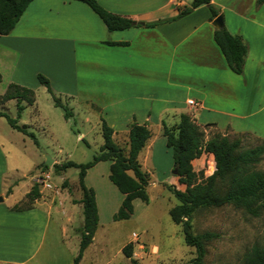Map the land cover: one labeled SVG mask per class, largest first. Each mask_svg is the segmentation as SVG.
<instances>
[{
  "label": "crops",
  "instance_id": "crops-1",
  "mask_svg": "<svg viewBox=\"0 0 264 264\" xmlns=\"http://www.w3.org/2000/svg\"><path fill=\"white\" fill-rule=\"evenodd\" d=\"M97 1L110 12L150 22L176 15L177 7L187 5L191 0ZM211 3L220 10L224 27L230 33L240 35L246 43L241 74L229 69L214 41V18H210L206 5L152 27L109 31L84 2L32 0L14 28L7 34H0V82L25 84L20 74H35L38 70L20 65V59L31 53L33 57L74 58L81 68L79 85L83 92L79 100L98 107L99 117L102 116L114 130L113 138L117 135L127 138L132 121L146 123L148 127L151 121L160 125L165 121L170 126L178 122L180 113L189 114L197 124L203 121L215 126L220 115L230 122L245 117L251 113L248 104L237 103L235 109L233 102L234 98L240 97L242 82L246 84L250 69L253 68L255 73L254 87L263 73L264 2L259 6L256 0H211ZM188 99L195 100L196 105L188 104ZM167 120L175 122L170 124ZM145 146L149 144L146 142ZM0 157V263L28 264L36 250L20 258V219H44L46 234L50 223L58 228L53 219L55 216L61 220L60 231L63 233L68 211L50 206L37 209L36 206L41 204L38 200L29 209L13 210L12 206L28 192L29 184L21 197L13 198L22 182L10 177V165L3 160L1 148ZM100 162H108L109 168L110 161L96 164ZM88 170L84 180L91 186ZM111 184L109 188L115 193L118 189ZM95 196L99 217L96 190ZM9 197L13 199L6 202ZM79 198L76 204L82 208ZM122 198L123 195H119L114 211Z\"/></svg>",
  "mask_w": 264,
  "mask_h": 264
},
{
  "label": "rangeland",
  "instance_id": "rangeland-1",
  "mask_svg": "<svg viewBox=\"0 0 264 264\" xmlns=\"http://www.w3.org/2000/svg\"><path fill=\"white\" fill-rule=\"evenodd\" d=\"M20 65L38 69L35 74H20V79L25 83L22 85L34 90L35 102L25 105L18 119L19 124L26 125L34 133L38 144L30 136L12 128L4 117H0V148L6 158L3 160L9 162L10 177L22 182L13 198L21 197L28 184L29 191L32 184L37 183V175L43 172L49 174L51 188H44L37 183L40 196L35 200L41 204L36 208L44 210L50 206L68 211L67 223L62 226V229L65 228L63 233L60 231L61 220L55 219V216L53 219L58 228L50 223L46 234L44 219H20V258L36 250L28 264H71L78 250V231L83 220L82 208L76 204L81 195L78 186L79 169L69 167L56 171L54 165L68 159L84 163L99 151L103 141L99 113L91 106H96L94 103L79 100L83 92L79 85L81 68L74 62V58L46 55L33 57L31 53L29 57L20 59ZM37 73L49 79L54 94L68 106L72 116L66 118L64 110L54 104L51 94L39 83ZM246 76L247 82H242L240 97L234 98L233 108L237 109V103L248 104L251 113L231 122L220 115L215 122L216 126L198 121L205 138L218 132L226 134L230 139L240 138L242 147L264 142V67L255 87L253 68ZM7 85L5 80L0 82V94ZM0 109L15 117V100L0 104ZM167 122L173 124L175 121ZM148 124L151 131L147 141L149 146H145L138 157L142 169L149 176L146 188L148 202L135 199L130 218L113 220L114 205L121 193L118 190L114 193L109 188L112 184L108 178V162L92 166L88 170V184L97 192L100 214L92 242L84 250L78 264H135L122 252V247L128 242L132 243V257L137 264H188L195 255L194 248L186 245L183 240L181 225L174 223L168 213L169 208L178 201L167 185L184 189V185L179 184L173 174L172 150L166 145L161 125L152 121ZM114 140L126 148L127 138L117 135ZM46 154L50 155L52 163L43 166ZM192 163L198 180L214 170L213 158L208 153H203ZM255 167L264 170V154ZM13 198L9 197L6 202ZM35 200L30 201L24 193L18 204L32 207ZM191 223L195 233L205 230L217 233V237L207 244L205 264H240L243 255L253 244L264 242V211L253 216L243 207L226 204L197 210Z\"/></svg>",
  "mask_w": 264,
  "mask_h": 264
},
{
  "label": "trees",
  "instance_id": "trees-1",
  "mask_svg": "<svg viewBox=\"0 0 264 264\" xmlns=\"http://www.w3.org/2000/svg\"><path fill=\"white\" fill-rule=\"evenodd\" d=\"M31 1L0 0V34H7L14 28ZM78 1L86 3L100 17L109 31L141 26L152 27L161 22L178 19L200 5H206L209 8L211 19L220 14V10L211 3V0H191L189 4L177 7V14L172 17L144 22L110 12L97 0ZM263 2L264 0H256V5L259 6ZM213 39L222 52L229 69L236 74H241L247 52V46L242 37L230 33L223 26L214 29ZM109 43L116 44V42ZM36 76L39 83L51 94L54 104L64 110V116L66 118L72 116L68 106L54 94L49 79L41 73H37ZM11 99L15 100V117L8 115L2 109H0V116L4 117L12 128L30 136L34 143L38 144L34 133L28 130L26 125L18 123L25 105L35 102L34 90L11 82L0 94V104ZM91 106L98 110V107L93 104ZM100 121L103 141L99 151L92 156L91 160L77 163L68 159L54 165L56 171L69 167L79 169L78 186L81 193L79 202L82 204L83 220L78 231L80 236L78 250L71 264H78L81 260L84 250L92 242L99 220L95 190L93 187L87 186L84 180L90 167L99 161H110L108 178L123 195L120 205L112 215L113 220L130 218L133 213L134 199L148 202L146 188L149 176L142 169L138 157L151 137L149 127L146 123L132 121L128 128L127 146L124 148L114 140V130L102 116H100ZM209 124L211 123L206 125ZM161 131L165 137L166 145L172 150L173 170H176L174 176L179 184L184 185V189L167 185L168 190L178 201L169 208L168 213L174 223L181 225L185 244L194 248L195 255L188 264H205L207 244L217 237V233L210 230L195 233L192 229L191 218L197 210L226 204L243 207L247 213L253 216H258L264 211V170L255 167L264 154V142L251 147H242L240 138L230 139L226 134L218 132L205 138L201 125L197 124L187 113H180L178 122L174 125L169 126L165 121H161ZM203 153L212 156L214 170L211 174L198 180L192 161ZM26 196L30 201H34L40 196L37 183L32 184ZM29 208L31 206H20L18 203L12 206L13 210ZM122 252L137 264L132 257L131 242L122 247ZM240 264H264V242L253 244L243 255Z\"/></svg>",
  "mask_w": 264,
  "mask_h": 264
},
{
  "label": "built area",
  "instance_id": "built-area-1",
  "mask_svg": "<svg viewBox=\"0 0 264 264\" xmlns=\"http://www.w3.org/2000/svg\"><path fill=\"white\" fill-rule=\"evenodd\" d=\"M187 103L190 105H196V101L193 99H188ZM36 182L44 188H51V183L49 182V174L47 173L40 172L36 177ZM134 236H136L135 233Z\"/></svg>",
  "mask_w": 264,
  "mask_h": 264
},
{
  "label": "water",
  "instance_id": "water-1",
  "mask_svg": "<svg viewBox=\"0 0 264 264\" xmlns=\"http://www.w3.org/2000/svg\"><path fill=\"white\" fill-rule=\"evenodd\" d=\"M212 24L214 25L215 28H221L224 26L223 23V17L222 14H219L218 16H216L214 18V20L212 21ZM45 165H50L52 163V158L50 157V155L46 154L45 155V160L43 162ZM173 174H176V170H173Z\"/></svg>",
  "mask_w": 264,
  "mask_h": 264
}]
</instances>
